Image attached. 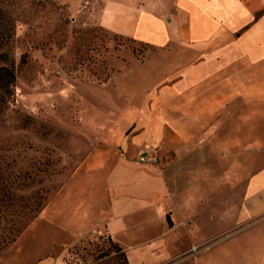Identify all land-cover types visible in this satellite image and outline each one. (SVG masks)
Returning a JSON list of instances; mask_svg holds the SVG:
<instances>
[{"label": "crops", "instance_id": "1", "mask_svg": "<svg viewBox=\"0 0 264 264\" xmlns=\"http://www.w3.org/2000/svg\"><path fill=\"white\" fill-rule=\"evenodd\" d=\"M116 6L125 9L120 36L148 50L110 79L103 144L84 161L102 173L95 230L131 264L136 253L188 254V239L202 238L198 222L224 220L215 237L233 238L232 261L264 264V0ZM150 149L156 165L138 163Z\"/></svg>", "mask_w": 264, "mask_h": 264}, {"label": "rangeland", "instance_id": "2", "mask_svg": "<svg viewBox=\"0 0 264 264\" xmlns=\"http://www.w3.org/2000/svg\"><path fill=\"white\" fill-rule=\"evenodd\" d=\"M117 2L0 0V32L10 34L0 67L15 74L10 91L0 87V264H124L95 230L106 209L93 180L102 173L84 162L103 144L110 79L147 56L120 36ZM197 224L202 238L188 239V254L136 253L131 264H235L233 238L215 237L225 221Z\"/></svg>", "mask_w": 264, "mask_h": 264}, {"label": "trees", "instance_id": "3", "mask_svg": "<svg viewBox=\"0 0 264 264\" xmlns=\"http://www.w3.org/2000/svg\"><path fill=\"white\" fill-rule=\"evenodd\" d=\"M10 37V34L4 35L3 32H0V49L6 45V39ZM3 55L0 54V60L3 61ZM4 62V61H3ZM15 81V74L14 71L9 67H0V87L5 89L6 91H10V87L12 86L13 82ZM113 248L115 252H119V256L124 259V264H128L127 258L125 257V252L120 248L117 243H113Z\"/></svg>", "mask_w": 264, "mask_h": 264}, {"label": "built area", "instance_id": "4", "mask_svg": "<svg viewBox=\"0 0 264 264\" xmlns=\"http://www.w3.org/2000/svg\"><path fill=\"white\" fill-rule=\"evenodd\" d=\"M137 161L140 164L145 163V164L156 165V163L158 162V154L153 149L146 150L143 151L140 156H138ZM105 238H107L106 235Z\"/></svg>", "mask_w": 264, "mask_h": 264}]
</instances>
